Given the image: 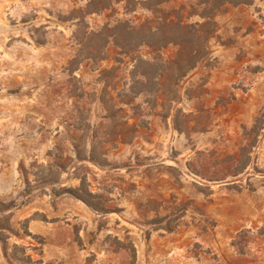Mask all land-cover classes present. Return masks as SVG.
<instances>
[{
    "label": "rangeland",
    "instance_id": "374dc122",
    "mask_svg": "<svg viewBox=\"0 0 264 264\" xmlns=\"http://www.w3.org/2000/svg\"><path fill=\"white\" fill-rule=\"evenodd\" d=\"M158 7L0 0V264H264V0L216 12L166 99L121 28L200 0Z\"/></svg>",
    "mask_w": 264,
    "mask_h": 264
},
{
    "label": "trees",
    "instance_id": "16d2710c",
    "mask_svg": "<svg viewBox=\"0 0 264 264\" xmlns=\"http://www.w3.org/2000/svg\"><path fill=\"white\" fill-rule=\"evenodd\" d=\"M166 1L168 0H138V4L157 12L161 11L158 5ZM251 1L200 0V9L196 12L201 21L197 23H185L180 18L174 20L169 15H163L159 21L146 20L137 27L123 26L124 28H121L123 29L121 30V40L124 46H129L134 41L135 46L145 44L152 52L150 59L137 57L141 70L133 71L134 84L142 87L143 90H146L145 88L149 84L155 85V87L157 86L156 92H161L164 99H166L167 94H171L175 98V87L178 81L194 68L208 52L207 41L216 30L214 20L216 12L229 3L248 4ZM168 44H174L177 49L172 58L165 59L161 50ZM138 77L142 79H138ZM253 129L255 126L251 127V130ZM74 195L87 205L94 207L88 199L92 196L88 191L82 189V193L76 192ZM131 259H135L133 247H131Z\"/></svg>",
    "mask_w": 264,
    "mask_h": 264
}]
</instances>
